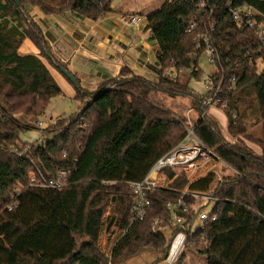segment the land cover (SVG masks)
I'll list each match as a JSON object with an SVG mask.
<instances>
[{"label": "trees", "instance_id": "trees-1", "mask_svg": "<svg viewBox=\"0 0 264 264\" xmlns=\"http://www.w3.org/2000/svg\"><path fill=\"white\" fill-rule=\"evenodd\" d=\"M18 1L0 0V264H122L146 249L164 260L172 237L183 229L186 248L205 256L206 264H264V42L250 28L239 29L229 9L249 7L264 20V0H165L146 14L145 28L157 44L158 77L122 66L92 91L74 85L77 112L49 117L46 132L32 141L20 135L33 128L52 98L64 96L40 57L56 69V64L67 67L53 55L27 5L92 20L116 8L114 0ZM193 22L196 27L188 31ZM210 25L216 82L222 79V110L233 142L189 85L190 78H200L198 62L206 46L198 49L194 37ZM25 38L38 54L18 53ZM158 94L187 100L195 121L165 108L155 100ZM249 120L257 128L249 129ZM186 126L230 172L220 179L210 171L189 180L182 171L165 169L169 184L146 192L149 206L140 219L132 209L130 183L141 181L158 158L183 141ZM61 170L67 172L64 187L37 184ZM197 194L212 197L205 205L215 219L192 231L196 212L205 207L197 204ZM10 203L14 206L4 209ZM110 204L118 234L107 252L99 238ZM173 211L184 222L172 224Z\"/></svg>", "mask_w": 264, "mask_h": 264}, {"label": "crops", "instance_id": "crops-1", "mask_svg": "<svg viewBox=\"0 0 264 264\" xmlns=\"http://www.w3.org/2000/svg\"><path fill=\"white\" fill-rule=\"evenodd\" d=\"M161 4L156 6L154 10L159 8ZM114 7L116 8L115 12L103 13L97 19L92 20L81 17L71 11H63L59 14H45L39 7L27 5L29 14L41 28L55 58L66 65L67 70L78 80L79 87L86 90L92 91L99 82L116 76L122 66H128L135 74L142 75L148 79L153 80L158 77L156 40L149 30L145 28L147 22L146 14L150 12L149 9L146 11L139 6V8L134 10L131 0H121ZM121 14H138L144 19L139 26H123L114 18V16ZM18 53L21 55L38 54V49L30 39L25 38L18 48ZM40 58L61 87L64 97L68 96L73 99L76 93L74 84L58 69L51 66L45 58ZM212 109L210 108L209 111L216 117L211 112ZM219 124L222 125L221 122ZM225 124L227 128V119ZM226 128L225 130L227 131ZM27 132H30L31 136L35 135L32 128ZM247 144L256 153H261L259 146L251 142H247ZM177 236H179V233L172 237L169 248L173 243V239ZM182 242H184V245L178 249L177 254L170 260V264H178V260L184 252L185 238H183ZM143 252L150 254L153 251L142 250L139 253ZM139 253L122 264H139Z\"/></svg>", "mask_w": 264, "mask_h": 264}, {"label": "built area", "instance_id": "built-area-1", "mask_svg": "<svg viewBox=\"0 0 264 264\" xmlns=\"http://www.w3.org/2000/svg\"><path fill=\"white\" fill-rule=\"evenodd\" d=\"M169 2L176 1V0H168ZM230 11L233 14L234 20L237 24V27L239 29L242 28H250L254 34L257 36L259 40L264 42V20L258 18V13L256 10L246 7L242 8H229ZM115 20L122 24L123 26H139L141 21L144 19L141 15L138 14H121L114 16ZM196 27V23L193 22L188 29L190 31L191 29ZM214 30L213 25H210L209 28H207L204 31L196 33L194 37V41L196 42L197 48H202V45L205 44V51L207 55V62L213 67V71H211L203 84V88L200 91H196L201 97L202 102L208 107H218L220 105V108L224 107L226 105L225 102L222 101L220 93L222 91V79H219L218 82H216L217 77L216 73L218 72V67L216 65V61L214 58V49L212 45L209 43L210 34ZM234 80L230 82V87L234 86ZM219 108V107H218ZM234 117L235 114H232ZM33 123V130L36 134H41L46 132L44 122L42 120H34ZM186 135L182 142H180L177 146L172 148L170 151H168L166 154L161 156L156 160V162L153 164L147 175L141 180L137 182L130 183V187L132 191L135 194V202L132 206L133 212L136 216H138L140 219H142L145 215L146 207L149 206V202L147 199H145L146 192L154 187H161L164 188L168 184V179L166 177V174L164 172L167 168H172L175 171L179 172H185L188 174L189 172H192L197 167L201 166L202 164L212 160L216 159L219 162H222L213 152L212 149L208 148L205 144H203L194 134L193 128L191 126H186ZM223 163V162H222ZM31 180H33L32 174ZM217 179H220L221 176L217 173L216 174ZM67 182V172L64 170L59 171L55 176L50 177L48 179L44 178L41 181H39L37 184L46 186L53 189H60L66 185ZM197 197H201L203 199L209 201L212 199L210 195L204 194L200 195L197 194ZM208 204V202H207ZM205 205L208 206V205ZM14 206L13 203L7 204L4 209H11ZM170 209H173L172 205H168ZM180 206V204L177 205V207ZM211 209V208H210ZM209 212H203V209L201 211H197L195 217L193 218V221L191 225L189 226V230H192V227L195 225V221L197 220V224L194 228L195 229H203L205 220L208 218L215 219L214 216H210ZM184 218L179 216L176 211L172 212L171 220L170 222L172 224H179L184 222ZM159 221L156 220L154 224L152 225V229L154 231H157L159 228H157V223ZM186 229V228H185ZM183 229L182 233L185 235V241L187 238V233ZM178 233H181L178 232Z\"/></svg>", "mask_w": 264, "mask_h": 264}, {"label": "rangeland", "instance_id": "rangeland-1", "mask_svg": "<svg viewBox=\"0 0 264 264\" xmlns=\"http://www.w3.org/2000/svg\"><path fill=\"white\" fill-rule=\"evenodd\" d=\"M120 1L121 0H114L113 5L114 6L117 5ZM163 1H165V0H131V3L134 6V10L136 8H139V6H140V7L144 8L146 11H148V9H149V11H152V10H154V8H156V6L160 5ZM198 66L201 70L200 78L196 79V78L192 77L189 80V85L195 90V92L202 90L203 84H204L205 79L207 78V75L211 71H213V67L207 62L206 53H203L200 56ZM261 67H262V64L258 63V68H261ZM182 74H183V76L186 75V73H182ZM155 100L158 101L165 108L174 111L178 116H186L188 118V122L193 123V121H195V118H196L195 114L192 113L191 111H189L187 100L180 99V98H170L164 94H158ZM211 108H213L211 112H213L217 118L214 115H212L210 113V111H208L209 114L211 116H213L217 121L219 120L218 123L219 122L222 123V125L219 124L221 132L223 133L224 137L227 140H230L231 142H233L234 138L231 137L228 134V132L225 130L226 119H225V115L223 114V110L221 108H218V107H211ZM77 109H78V104L71 97H68V96L54 97L51 99L50 103L48 104V106L45 110V113L41 117H39L38 119L42 120L44 122V126H45L47 124V120H48V119L45 120V118H47V117L49 118V116H51V119H54L55 117H59V116H63L65 118H68V117L73 116L77 112ZM224 119H225V121H224ZM247 124H248L249 129L257 128V125L254 123L253 120H249ZM38 135H39V133L38 134L35 133V135L33 134L31 136V133L26 131L25 133H22L20 135V138L22 141H26V140L32 141ZM48 137L52 138L53 134H50ZM210 171H213L216 174L218 173L222 177L223 175L228 174L230 172V169L228 168V166L224 162L222 163L216 159H212V160L202 164L201 166L197 167L192 172H189L188 174H186L184 172V174L187 178H189V180H194L200 176H204L205 174H207ZM176 172H179V171H176ZM168 184H169V181H168ZM197 199H200L197 201V204H199L200 206L205 205V199H203L201 197H197ZM112 208H113V206H112V204H110V206L107 208V210L105 212L104 228H103L101 235H100V238H99L100 246L103 247L105 249V251H107V252L111 251L113 241L117 237V234H118V232L115 228V216L112 214ZM210 208H211L210 205L204 207L203 212H209ZM196 224H197V220L195 221V225L192 227V230H194ZM164 232H165V236L167 238H171V229L165 228ZM184 237H185V235L181 231V233H179V236H177L175 239H173V243L169 248L168 255H167L165 260H159L158 258L160 257V255L155 253L154 251L150 254L143 252L141 254L139 253L140 255H138L139 264H141V263L142 264H170V260L177 254L178 249H180L181 246L184 245V242H182ZM146 250H149V249H146ZM183 250H184V252H186V256L183 259L181 264H206L205 256H203V255L201 256L200 254H198L192 250H188L186 248V246L184 247ZM150 251H152V250H150Z\"/></svg>", "mask_w": 264, "mask_h": 264}, {"label": "water", "instance_id": "water-1", "mask_svg": "<svg viewBox=\"0 0 264 264\" xmlns=\"http://www.w3.org/2000/svg\"><path fill=\"white\" fill-rule=\"evenodd\" d=\"M14 1L16 2V4H19L18 0H14ZM47 56L51 58L49 52H47ZM56 67L65 75L66 78H68L72 82V84H74L77 88L79 87L78 81L69 70H67L60 64H56Z\"/></svg>", "mask_w": 264, "mask_h": 264}]
</instances>
